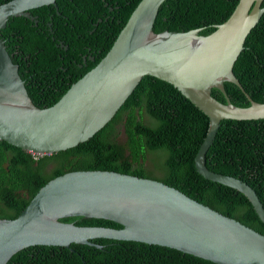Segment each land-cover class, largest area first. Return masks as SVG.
<instances>
[{"label":"water","instance_id":"water-1","mask_svg":"<svg viewBox=\"0 0 264 264\" xmlns=\"http://www.w3.org/2000/svg\"><path fill=\"white\" fill-rule=\"evenodd\" d=\"M166 0H141L113 45L98 64L74 82L47 108L30 100L4 42L0 39V142L32 155L48 156L92 138L116 115L145 76L172 85L209 120L194 164L205 180L243 194L264 225V207L245 182L211 172L206 153L221 121L264 119V103L236 107L224 83L244 92L233 67L251 30L264 14V0H239L234 11L208 35L201 29L154 33ZM56 0H11L0 5V31L10 18L33 19L29 11ZM220 91L226 103L211 95ZM103 219L121 228L83 227L62 219ZM107 239L166 247L214 264H264V236L191 199L179 190L148 178L112 171H73L42 186L14 219L0 220V264L34 246L71 244L101 248Z\"/></svg>","mask_w":264,"mask_h":264},{"label":"trees","instance_id":"trees-1","mask_svg":"<svg viewBox=\"0 0 264 264\" xmlns=\"http://www.w3.org/2000/svg\"><path fill=\"white\" fill-rule=\"evenodd\" d=\"M9 1L0 0V5ZM140 1L56 0V6L29 11L33 19L10 18L0 31V39L12 63L18 66L32 103L40 109L50 107L95 67ZM238 1L166 0L159 8L153 31L201 29L200 35H208L229 18ZM65 3L70 4L72 14L63 10ZM233 73L244 92L224 83L232 105L250 106L245 94L253 102L264 103V14L247 36ZM211 95L226 103L217 89H212ZM142 113L153 123H145ZM119 127L124 142L117 140ZM208 127V118L172 85L145 76L113 119L72 149L35 159L0 142V220L16 218L38 190L57 176L73 171H112L158 180L264 236V225L243 194L197 173L194 159ZM151 153L165 158L160 177L143 165ZM205 158L211 172L249 185L264 207V119L221 121ZM61 221L83 227L121 228L103 219L73 217ZM92 243L101 248L76 244L69 248L29 247L13 255L7 264H214L155 245L107 239Z\"/></svg>","mask_w":264,"mask_h":264},{"label":"rangeland","instance_id":"rangeland-1","mask_svg":"<svg viewBox=\"0 0 264 264\" xmlns=\"http://www.w3.org/2000/svg\"><path fill=\"white\" fill-rule=\"evenodd\" d=\"M144 113V112H143ZM142 113V119L145 123H153V120L150 119L146 114ZM118 142H124V135L122 133L121 127H119V134L117 138ZM164 156H159L158 153H151L147 155L146 161L144 162V167L156 177L162 176V165L164 161Z\"/></svg>","mask_w":264,"mask_h":264},{"label":"flooded vegetation","instance_id":"flooded-vegetation-1","mask_svg":"<svg viewBox=\"0 0 264 264\" xmlns=\"http://www.w3.org/2000/svg\"><path fill=\"white\" fill-rule=\"evenodd\" d=\"M70 3H71V0H70ZM63 10L69 12L70 14L73 13V9L70 7V4H68V3H65L64 4ZM36 20H37V17H36ZM48 25L51 26L50 24H48ZM48 29H49V31H51L50 28H48ZM65 49L66 50L68 49V46L67 45H65ZM89 53H90V51H89ZM89 60L91 62H93L94 61V58L90 56ZM84 63H86V60L85 59H84ZM78 66H80V65H78Z\"/></svg>","mask_w":264,"mask_h":264},{"label":"built area","instance_id":"built-area-1","mask_svg":"<svg viewBox=\"0 0 264 264\" xmlns=\"http://www.w3.org/2000/svg\"><path fill=\"white\" fill-rule=\"evenodd\" d=\"M33 157L35 158V159H37L38 157H40L39 155H33Z\"/></svg>","mask_w":264,"mask_h":264}]
</instances>
